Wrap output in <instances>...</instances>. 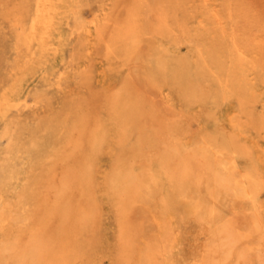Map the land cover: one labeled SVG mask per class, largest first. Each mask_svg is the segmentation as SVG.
<instances>
[{
    "label": "rangeland",
    "instance_id": "rangeland-1",
    "mask_svg": "<svg viewBox=\"0 0 264 264\" xmlns=\"http://www.w3.org/2000/svg\"><path fill=\"white\" fill-rule=\"evenodd\" d=\"M0 264H264V0H0Z\"/></svg>",
    "mask_w": 264,
    "mask_h": 264
},
{
    "label": "bare ground",
    "instance_id": "bare-ground-1",
    "mask_svg": "<svg viewBox=\"0 0 264 264\" xmlns=\"http://www.w3.org/2000/svg\"><path fill=\"white\" fill-rule=\"evenodd\" d=\"M40 4H41V2L40 3H36V9H35V14H36V16H35V19H34V21L35 22H38L37 21V19H39V18H43L42 16H43V12L44 11H42V10H40ZM34 23L32 24V27L34 28ZM131 27V26H130ZM130 27H128V26H126V29H124V31H120L121 33H122V38L123 39H128L130 36H131V34H132V29L130 28ZM32 28V31H34V29ZM119 37H121V34H120V36ZM132 37H133V35H132ZM132 39V38H131ZM124 41V40H123ZM127 49V48H126ZM168 69V68H167ZM162 71V70H161ZM164 72H165V68H164ZM183 73H184V71H182ZM181 72V73H182ZM163 72H161V74H162ZM185 74V73H184ZM183 74V76L182 77H185L186 76V74L184 75ZM189 88H191V87H189ZM117 106V105H116ZM119 111V110H118ZM123 114V113H122ZM127 113H125V115H126ZM124 115V114H123ZM128 115V114H127ZM126 115V117H127V119H128V116L130 117V115H128L127 116ZM134 117V116H133ZM126 119V118H125ZM121 133H123V132H121ZM38 139V138H37ZM40 139H41V137H40ZM39 139V140H40ZM93 139H94V141H93V148H92V151H95L97 148H98V146H99V144H100V141H101V139H102V137H101V135H100V132L98 131L95 135H94V137H93ZM43 141V140H42ZM10 144V146L12 145L11 143H9ZM33 144V143H32ZM34 149H36L37 151H38V154L39 153H41V155L42 154H45L46 152H43V148L45 147L46 148V146H45V143L43 142V143H41V144H39V145H36V144H34ZM50 148V147H49ZM224 148V147H223ZM196 151H197V149H196ZM195 151V152H196ZM200 151H202V154L203 155H205L207 158H208V156H207V153L206 154H204V151L201 149ZM185 156V155H184ZM188 157V156H187ZM186 156H185V158H187ZM185 160V159H184ZM176 161V160H175ZM170 162V160L169 159H167V157L165 156L163 159H162V165H163V167H165V168H163L162 170H164V174H167L168 175V177L171 179V180H175V181H177L178 182V185L179 186H182L183 188H184V186L185 185H187V179H188V176L191 174L190 172V167H189V165H190V163L188 162V161H183V160H179L175 165H174V167L172 168V165L169 163ZM175 163V162H174ZM192 166V165H191ZM213 167H214V165H213ZM210 168V167H209ZM212 170V169H211ZM216 170V169H215ZM221 170V169H220ZM214 171V170H213ZM222 171V170H221ZM220 171V172H221ZM224 171V170H223ZM222 171V172H223ZM192 173H193V170H192ZM164 174H162V175H164ZM214 175H215V173H214ZM221 175V174H220ZM227 175V174H226ZM219 178V177H218ZM225 178V177H224ZM84 179H85V181H87L88 180V178L86 177V176H84ZM213 179H214V177H213ZM216 179V178H215ZM220 179H221V177H220ZM226 179V178H225ZM224 179V180H225ZM185 180V181H184ZM223 180V179H222ZM158 181H160V177H159V173L158 172H155V173H152V174H150V175H148L147 176V179L145 180V181H143V179H141V177L140 176H138L137 174H136V172L135 173H133L131 170H129V169H121L120 171H118L116 174H115V176H114V180H112V182H111V186H110V189H111V191H113L114 193H116L117 195H119V197L121 196L122 198L123 197H125L126 195H129L131 192H132V190H134V188H137V187H140L141 185H143L144 186V188L143 189H146V190H148L149 191V195H151V194H153L154 192H153V190L151 189V187H149V183L151 184V185H153L154 186V188L153 189H155L156 187H157V185H158ZM174 181V182H175ZM214 182H215V180H213ZM216 182H217V180H216ZM221 182V181H220ZM218 183H219V181H218ZM218 183H216V184H218ZM228 183V182H227ZM214 184V183H213ZM221 184V183H220ZM220 184H219V187L218 188H220L221 186H220ZM224 184H225V182H224ZM215 185V184H214ZM177 186V185H176ZM217 186V185H216ZM218 188H216V189H218ZM227 188H229V187H227ZM243 188V187H242ZM211 189V188H210ZM213 189V188H212ZM214 189H215V187H214ZM216 189H215V191H216ZM226 189V188H225ZM209 190V189H208ZM212 191V190H211ZM214 191V190H213ZM222 192H225V191H222ZM214 194H216V193H214ZM213 194V195H214ZM246 194V196L248 195V193L246 192L245 193ZM218 195V194H217ZM223 199V198H222ZM32 243H34V241L32 242ZM231 244H230V241H229V238L227 237V235L224 233V232H220L218 235H217V237H216V242H215V247H217V249H218V251H219V255L220 256H223V255H225L226 254V251H227V249L229 248V246H230ZM221 253V254H220ZM227 255V254H226ZM225 255V256H226ZM222 259V258H221ZM223 260V259H222ZM213 261H215V259L214 260H212L211 262H213ZM210 263V262H209Z\"/></svg>",
    "mask_w": 264,
    "mask_h": 264
}]
</instances>
